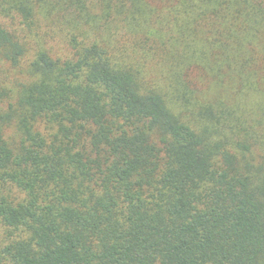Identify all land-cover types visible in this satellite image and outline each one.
Returning a JSON list of instances; mask_svg holds the SVG:
<instances>
[{"label": "trees", "instance_id": "obj_1", "mask_svg": "<svg viewBox=\"0 0 264 264\" xmlns=\"http://www.w3.org/2000/svg\"><path fill=\"white\" fill-rule=\"evenodd\" d=\"M0 63V264H264V0H0Z\"/></svg>", "mask_w": 264, "mask_h": 264}, {"label": "rangeland", "instance_id": "obj_2", "mask_svg": "<svg viewBox=\"0 0 264 264\" xmlns=\"http://www.w3.org/2000/svg\"><path fill=\"white\" fill-rule=\"evenodd\" d=\"M5 69H9V73L6 75ZM15 71L10 68H5L3 64L0 63V79L8 83L11 82V79L15 77Z\"/></svg>", "mask_w": 264, "mask_h": 264}]
</instances>
